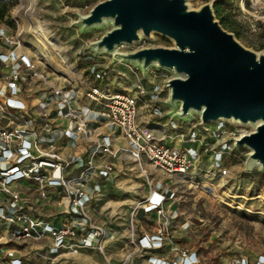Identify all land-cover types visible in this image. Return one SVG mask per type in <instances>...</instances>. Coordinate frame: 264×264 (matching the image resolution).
I'll use <instances>...</instances> for the list:
<instances>
[{
    "label": "rangeland",
    "instance_id": "374dc122",
    "mask_svg": "<svg viewBox=\"0 0 264 264\" xmlns=\"http://www.w3.org/2000/svg\"><path fill=\"white\" fill-rule=\"evenodd\" d=\"M102 1L0 0L5 12L0 18V38L16 37L21 44L19 48L0 45V52L35 56L36 69L44 72L50 82L56 77L53 70L62 71L69 81L65 84L77 93L84 94L88 88L95 87L110 94L136 96V86H141L144 95H137L139 121L165 133L163 142L172 148L179 146L177 136L190 128L224 141V151L217 161L226 175L220 181L213 178L212 186L202 185L201 189L197 170L178 177H163L142 163L147 175L144 178L138 167L120 154L112 161L113 167L107 174L97 173L89 180L93 192L86 200L82 221L85 228L95 226L103 232L99 246L81 248L75 253L63 251L49 258L50 240H28L1 246V263L15 257L24 264H140L145 255L133 251L130 228L136 235L149 233L156 227L152 223L153 209L145 203V198L152 194L150 200L156 203L157 195L162 193L167 199L171 245L147 255L175 260L180 252L187 251L197 255L198 264H264V172H258L257 168L246 171L244 162L249 150L234 147V140L252 132V128L226 121L202 124L194 114L187 121H180L170 115L171 107L166 104V82L173 77L170 72L153 67L142 72L113 54L95 52L91 44L108 32L111 25L82 29L75 22ZM214 1L185 0L190 9ZM222 18L224 30L233 33L240 45L264 54V0L233 1L223 9ZM47 39L63 53L65 60L54 52ZM35 44L50 53V62L45 66L37 62ZM154 47L173 45L166 38L151 34L150 38L140 37L130 46L121 45L115 53ZM92 64L97 66L96 73L102 76L101 80L88 74ZM71 69L77 71L73 83L68 75ZM56 80L62 83L60 78ZM115 136L114 149L125 148L124 141L117 133ZM195 150L200 153V149L195 147ZM208 163L207 155H200L199 165L195 167L203 170ZM137 204V211L132 213ZM52 205L44 207L40 215L57 217Z\"/></svg>",
    "mask_w": 264,
    "mask_h": 264
},
{
    "label": "built area",
    "instance_id": "2783aa9c",
    "mask_svg": "<svg viewBox=\"0 0 264 264\" xmlns=\"http://www.w3.org/2000/svg\"><path fill=\"white\" fill-rule=\"evenodd\" d=\"M0 45L21 46L20 40L11 36H1ZM34 59L24 53L0 52V247L47 239L51 242L48 257L54 258L63 251L75 253L99 246L103 232L95 226L85 228L82 221L86 200L93 192L89 180L97 173L107 174L120 154L135 164L144 178L142 163L163 177L197 170L201 189L202 185L212 186L213 178L220 181L226 175L217 161L224 141L190 128L177 136L179 146L172 148L163 142L165 133L139 121L137 95H144L141 86H136V96L110 94L95 87L77 93L60 74L50 82L36 69ZM96 67L90 65L88 74L101 80ZM115 131L125 148L114 149ZM67 143L72 144L71 151L64 154ZM200 155H207L210 162L203 170L195 167ZM151 195L145 203L153 209L156 227L136 235L130 228L133 251L145 255L140 264H198L193 252L182 251L175 260L147 255L171 245L167 199L160 193L152 203ZM51 203L57 217L40 215ZM0 264L24 263L9 258Z\"/></svg>",
    "mask_w": 264,
    "mask_h": 264
},
{
    "label": "water",
    "instance_id": "95a60500",
    "mask_svg": "<svg viewBox=\"0 0 264 264\" xmlns=\"http://www.w3.org/2000/svg\"><path fill=\"white\" fill-rule=\"evenodd\" d=\"M106 22L111 29L91 44L95 52L113 54L142 72L149 67L170 72L166 104L180 121L195 114L202 124L250 126L252 132L234 140V147L249 150L246 171L264 172V54L244 48L222 29L211 2L190 9L185 0H104L75 24L89 29ZM151 34L166 38L173 47L114 52Z\"/></svg>",
    "mask_w": 264,
    "mask_h": 264
},
{
    "label": "bare ground",
    "instance_id": "6f19581e",
    "mask_svg": "<svg viewBox=\"0 0 264 264\" xmlns=\"http://www.w3.org/2000/svg\"><path fill=\"white\" fill-rule=\"evenodd\" d=\"M107 24H110L109 22H106L105 23V25H107ZM47 42L52 46V49H54V52L56 53V54H58V55H61V56H63V59L65 60V57H64V55H63V53L61 52V51H58L55 47H54V44L51 42V40H48L47 39ZM36 46H35V52H36V57H38L37 58V62L39 63V64H43L42 66H45V64H47V63H49L50 62V59H49V56H50V53L49 52H47L46 50H44L42 47H40L39 45H37V44H35ZM115 52V51H114ZM35 57V56H34ZM42 61H41V60ZM39 60V61H38ZM53 70V69H52ZM54 71V73L53 74H55V75H58V74H60V78L61 79H63V80H66V81H68L67 80V77H66V75H64L65 73H63L62 71H58V70H53ZM68 75H69V77L71 78V81H72V83L74 82V78L77 76V71L75 70V69H71L70 71H68ZM69 82V81H68ZM195 115V114H194ZM197 116V115H196ZM198 117V116H197ZM232 123V122H231ZM114 134L116 135V131L114 132ZM245 135V134H244ZM130 235H131V233H130Z\"/></svg>",
    "mask_w": 264,
    "mask_h": 264
},
{
    "label": "trees",
    "instance_id": "16d2710c",
    "mask_svg": "<svg viewBox=\"0 0 264 264\" xmlns=\"http://www.w3.org/2000/svg\"><path fill=\"white\" fill-rule=\"evenodd\" d=\"M233 1L236 0H215L214 2H212V13L214 15L215 20L222 27V29L225 28V22L222 18V11L223 9L230 7V3ZM4 13V10L0 7V18L3 17Z\"/></svg>",
    "mask_w": 264,
    "mask_h": 264
},
{
    "label": "crops",
    "instance_id": "0c3cea01",
    "mask_svg": "<svg viewBox=\"0 0 264 264\" xmlns=\"http://www.w3.org/2000/svg\"><path fill=\"white\" fill-rule=\"evenodd\" d=\"M0 77H1V74H0ZM0 89H1V82H0ZM72 144L71 143H67V147L66 148H63L62 152L64 154H69L71 149H69V146H71ZM15 258V257H14Z\"/></svg>",
    "mask_w": 264,
    "mask_h": 264
}]
</instances>
